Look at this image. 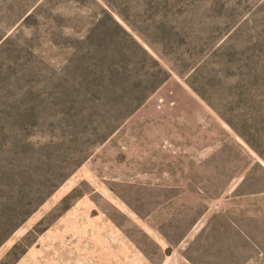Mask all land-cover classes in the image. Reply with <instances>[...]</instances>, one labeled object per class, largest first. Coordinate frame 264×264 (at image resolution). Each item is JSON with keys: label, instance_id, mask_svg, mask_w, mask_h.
Instances as JSON below:
<instances>
[{"label": "rangeland", "instance_id": "374dc122", "mask_svg": "<svg viewBox=\"0 0 264 264\" xmlns=\"http://www.w3.org/2000/svg\"><path fill=\"white\" fill-rule=\"evenodd\" d=\"M0 264H264V0H0Z\"/></svg>", "mask_w": 264, "mask_h": 264}]
</instances>
